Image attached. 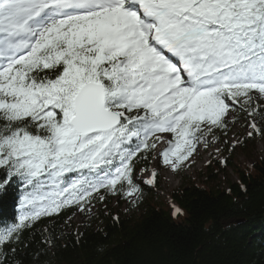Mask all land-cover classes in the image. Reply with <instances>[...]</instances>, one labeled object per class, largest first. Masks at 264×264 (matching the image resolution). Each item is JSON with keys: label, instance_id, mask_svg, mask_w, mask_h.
Here are the masks:
<instances>
[{"label": "snow or ice", "instance_id": "snow-or-ice-1", "mask_svg": "<svg viewBox=\"0 0 264 264\" xmlns=\"http://www.w3.org/2000/svg\"><path fill=\"white\" fill-rule=\"evenodd\" d=\"M244 114L264 135V0H0V192L23 186L0 255L43 216L136 203L149 156L234 149Z\"/></svg>", "mask_w": 264, "mask_h": 264}, {"label": "trees", "instance_id": "trees-1", "mask_svg": "<svg viewBox=\"0 0 264 264\" xmlns=\"http://www.w3.org/2000/svg\"><path fill=\"white\" fill-rule=\"evenodd\" d=\"M246 115V114H244ZM256 136L244 141L252 143ZM242 147V146H241ZM151 156L138 169L149 167ZM221 166L206 165L200 185L189 182L171 193L182 211L174 215L167 203L153 200L152 187L142 185L137 202L109 194L97 212L71 224L73 212L43 216L23 232L16 251L0 255L7 264H264V158L239 169L229 157ZM231 167L235 181L214 184L218 173ZM140 171H135V176ZM213 185L207 186V184ZM23 186L14 182L0 192V228L23 215ZM118 206L111 207L112 198ZM119 217L115 220L114 217ZM240 221V223H237ZM54 237V245L46 238Z\"/></svg>", "mask_w": 264, "mask_h": 264}, {"label": "rangeland", "instance_id": "rangeland-1", "mask_svg": "<svg viewBox=\"0 0 264 264\" xmlns=\"http://www.w3.org/2000/svg\"><path fill=\"white\" fill-rule=\"evenodd\" d=\"M250 118L246 115H241L238 121L231 127L230 131L228 132V136L224 137L229 144H232L235 141L236 146L234 149L229 150V148L221 143L219 147L221 148V152L216 151V147H209L204 148L201 147L197 154H194L193 158L185 165L181 166V168L177 170H172V173L169 171L170 176L166 179L164 176V168L162 167V161L160 159H153L151 157V161L149 164V170L147 171L148 174L153 171L152 164H156L155 171L158 174V188L154 189L153 192V200L158 203H167L169 206L172 207L173 211L175 209V204L170 200L169 193L173 190L188 184L189 182H193L196 185H200L203 183L204 177L207 175L209 171H207L206 165L210 163H218L214 164L217 167L220 165L221 162L227 157H229L230 162L233 166L238 167L239 169H244L250 167L252 163H254L258 159L264 158V135L256 136L255 140L252 143L245 142L244 139L248 136V132L251 130L250 128L246 127L249 123ZM257 123L260 124L259 118H257ZM242 146V147H241ZM138 180H140L142 185H147L144 181L147 180L148 175L144 173H138L136 176ZM141 177L143 179H141ZM236 177L234 172L232 171L231 167H227L223 172H220L216 176V180L214 184H218L221 187L224 185L225 181H235ZM212 186L211 184H207V186ZM138 199V195H137ZM127 204H129L128 200L126 202H122L120 205V211L125 212L127 209ZM118 206L117 198H112L111 200V207ZM98 206L95 205L93 209L94 214L97 212ZM87 217V216H86ZM82 220V215L79 212L73 213L72 216L69 218V223L77 224L80 223Z\"/></svg>", "mask_w": 264, "mask_h": 264}, {"label": "bare ground", "instance_id": "bare-ground-1", "mask_svg": "<svg viewBox=\"0 0 264 264\" xmlns=\"http://www.w3.org/2000/svg\"><path fill=\"white\" fill-rule=\"evenodd\" d=\"M156 164H152V169L154 170L155 169V166ZM162 167L164 168V171H166V172H164V176H166V179H168L169 178V176H170V173H169V171L172 173V171H171V168L169 167V166H167V165H164L163 163H162Z\"/></svg>", "mask_w": 264, "mask_h": 264}, {"label": "water", "instance_id": "water-1", "mask_svg": "<svg viewBox=\"0 0 264 264\" xmlns=\"http://www.w3.org/2000/svg\"><path fill=\"white\" fill-rule=\"evenodd\" d=\"M237 223H240V221H237Z\"/></svg>", "mask_w": 264, "mask_h": 264}]
</instances>
